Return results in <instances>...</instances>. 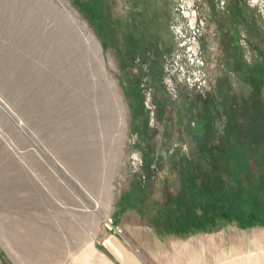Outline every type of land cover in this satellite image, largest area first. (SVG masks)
Segmentation results:
<instances>
[{"label": "rangeland", "instance_id": "374dc122", "mask_svg": "<svg viewBox=\"0 0 264 264\" xmlns=\"http://www.w3.org/2000/svg\"><path fill=\"white\" fill-rule=\"evenodd\" d=\"M257 151L264 0H0V264H251Z\"/></svg>", "mask_w": 264, "mask_h": 264}, {"label": "trees", "instance_id": "16d2710c", "mask_svg": "<svg viewBox=\"0 0 264 264\" xmlns=\"http://www.w3.org/2000/svg\"><path fill=\"white\" fill-rule=\"evenodd\" d=\"M257 154H258V156H256L255 159H254V161H253V169H252L253 177L251 178L252 181H256V179H257L256 175L259 174V170L261 169L262 166H264V152H262V151H259L258 152L257 151ZM192 174H193V170L190 171L189 174H187L190 180L192 179L191 176H190ZM249 193H250V191H249ZM241 196L244 199L247 198V195L245 194V190L243 191V193L241 194ZM227 203H228V206H233L231 200H230V202L227 201V200H225V202H223L222 205H224L226 207ZM254 208H255V206H254ZM256 209L257 210L263 209V204L260 201H257L256 202ZM222 223L223 224H227L228 223L227 219H225V221H223Z\"/></svg>", "mask_w": 264, "mask_h": 264}, {"label": "crops", "instance_id": "0c3cea01", "mask_svg": "<svg viewBox=\"0 0 264 264\" xmlns=\"http://www.w3.org/2000/svg\"><path fill=\"white\" fill-rule=\"evenodd\" d=\"M110 246V245H109ZM261 247V248H260ZM260 247H258L257 249H259L258 250V253L256 252L255 254H259V255H263V256H257V258H258V260H260V262H254V261H251V263L253 264H264V246H260ZM237 249L236 248H231V259H230V261L228 262L227 261V259H226V261H225V264H236V263H234L235 261H245V262H242V263H239V264H247L249 261H247L246 260V256H238L237 254H236V252H234V251H236ZM237 256V257H236ZM263 257V258H262ZM260 258V259H259ZM120 259H121V261L125 264V262H129L128 264H138L137 263V261L136 260H133V259H130V258H128V259H124V257L123 256H120ZM238 259V260H237ZM222 260H225V259H223V258H220V257H217L216 258V263H218V262H221Z\"/></svg>", "mask_w": 264, "mask_h": 264}, {"label": "bare ground", "instance_id": "6f19581e", "mask_svg": "<svg viewBox=\"0 0 264 264\" xmlns=\"http://www.w3.org/2000/svg\"><path fill=\"white\" fill-rule=\"evenodd\" d=\"M79 252V251H78ZM257 256H263V255H257V254H253V256H250V258H251V261H254V262H260V260H258V258H257ZM263 258V257H262ZM260 259V258H259ZM250 261V262H251ZM261 263V262H260ZM252 264V263H251ZM254 264V263H253Z\"/></svg>", "mask_w": 264, "mask_h": 264}, {"label": "water", "instance_id": "95a60500", "mask_svg": "<svg viewBox=\"0 0 264 264\" xmlns=\"http://www.w3.org/2000/svg\"><path fill=\"white\" fill-rule=\"evenodd\" d=\"M110 229V228H109Z\"/></svg>", "mask_w": 264, "mask_h": 264}]
</instances>
